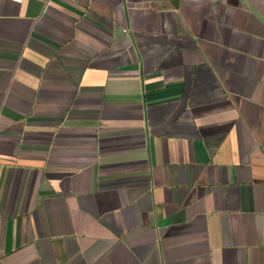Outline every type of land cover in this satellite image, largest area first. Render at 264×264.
Listing matches in <instances>:
<instances>
[{
	"label": "crops",
	"instance_id": "crops-1",
	"mask_svg": "<svg viewBox=\"0 0 264 264\" xmlns=\"http://www.w3.org/2000/svg\"><path fill=\"white\" fill-rule=\"evenodd\" d=\"M0 264H264V0H0Z\"/></svg>",
	"mask_w": 264,
	"mask_h": 264
}]
</instances>
